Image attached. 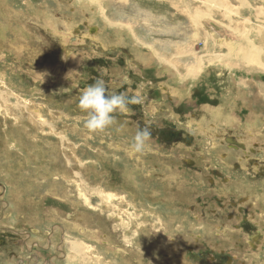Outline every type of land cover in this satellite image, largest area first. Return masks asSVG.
I'll use <instances>...</instances> for the list:
<instances>
[{"label":"rangeland","instance_id":"rangeland-1","mask_svg":"<svg viewBox=\"0 0 264 264\" xmlns=\"http://www.w3.org/2000/svg\"><path fill=\"white\" fill-rule=\"evenodd\" d=\"M74 29L119 55L73 48L60 82L59 45ZM96 78L141 103L90 134L71 84ZM0 109V225L28 246L2 236L0 264H41L57 249L59 264H208L219 254L189 249L230 244L264 199L220 146L231 133L264 148V0H0ZM146 123L150 147L132 154ZM168 127L192 145L152 133Z\"/></svg>","mask_w":264,"mask_h":264},{"label":"flooded vegetation","instance_id":"flooded-vegetation-1","mask_svg":"<svg viewBox=\"0 0 264 264\" xmlns=\"http://www.w3.org/2000/svg\"><path fill=\"white\" fill-rule=\"evenodd\" d=\"M86 27V28H85ZM76 28H78L79 32L82 33V31L85 30V32L90 35H93L90 33V29L94 28V26H87L85 24L78 25ZM82 28V31L80 29ZM75 29L73 30L74 33ZM74 35V34H73ZM87 36V35H86ZM82 43L80 47H75V51L82 52V54H89L90 57H103V56H109L111 58H114V56H118L116 52L111 51V47L106 46L104 49H100L99 46L93 45L90 41V38H83ZM94 49V51L92 50ZM74 51V52H75ZM60 49H58V55H59ZM59 61V60H58ZM56 61V62H58ZM117 88V87H116ZM142 126L141 128H143ZM170 129L165 128V130H153L152 133L155 137H158L161 139V141L169 145L170 147L177 146V145H187L191 146L192 142L187 139V137H184L181 134L182 129H175V130H168ZM170 131L174 132V135L167 141L162 139L163 135L168 134ZM164 133V134H159ZM164 135V136H165ZM259 141V139H258ZM255 141V142H258ZM253 142L251 145H247L245 142L237 139L235 135H232L231 133H228L220 140V146L224 145L225 150L229 153V157H231L233 154H235V157L238 156V163H244L245 168H240V164L236 163L233 164L234 169H242V172L244 173V177L249 178L250 182L252 183L251 187H258V188H264V148L260 145ZM222 144V145H221ZM223 155V154H222ZM225 158V155H224ZM184 163L186 166L193 167L194 161L190 158H186L184 160ZM237 172V171H236ZM252 179V180H251ZM264 201L261 197L256 198V204H258L260 201ZM253 204L251 202V207L254 205V211L252 212V219H247L246 217L242 216L240 218L239 222V236L234 238L231 241H227L230 244H216L214 248L211 247H203L198 250L195 249H189L190 253L197 252V253H210V251H214L219 254V256L214 255L211 256V260H208V264H264V226L260 228V230H257V226L260 220V216L263 214V212L260 211V209L264 210V203H260L258 205ZM252 210V208H251ZM4 215V214H3ZM0 216H2V213H0ZM226 218L228 221L235 219V215L226 214ZM264 223V222H263ZM5 224L0 225V242H3L2 236L11 235L16 238H18L21 241V244L25 249H27L28 246H25L26 243L21 235V232H17L15 229L12 230L9 228L10 226H7ZM21 238V239H20ZM48 247V244L39 245V244H30V247L28 248L29 253L33 254L34 250L37 249L38 251L42 252L43 254H46V248ZM196 247V246H195ZM55 253V252H54ZM50 253L49 255H46L43 258V262L41 264H59L62 263L63 255H61L60 249H57V252L55 254ZM232 254V255H229ZM34 256L37 258V255L34 254ZM50 256V257H49ZM218 257V258H216ZM50 258V259H49ZM220 261H219V260ZM224 259V260H223ZM38 261L33 260V263L27 262V264H36ZM203 263V262H201ZM200 263V264H201ZM17 264H21L18 262Z\"/></svg>","mask_w":264,"mask_h":264},{"label":"clouds","instance_id":"clouds-1","mask_svg":"<svg viewBox=\"0 0 264 264\" xmlns=\"http://www.w3.org/2000/svg\"><path fill=\"white\" fill-rule=\"evenodd\" d=\"M66 59V56L64 57ZM71 87L78 89V108L86 113L84 128L90 134L102 133L117 124L116 114L127 115L131 112L130 104H139L141 99L136 96L129 97L125 93L109 90L103 78H96L94 83L81 87L72 81ZM151 125L145 124L137 128L130 151L132 154H144L150 147L152 134ZM123 129L118 127L117 131Z\"/></svg>","mask_w":264,"mask_h":264},{"label":"crops","instance_id":"crops-1","mask_svg":"<svg viewBox=\"0 0 264 264\" xmlns=\"http://www.w3.org/2000/svg\"><path fill=\"white\" fill-rule=\"evenodd\" d=\"M97 32V31H96ZM72 34H74L73 32H72ZM74 37H72L71 36V39L69 40V41H67V42H65V43H62L61 45H59L60 46V52H59V55H57V61L58 62H56L55 61V67H56V73L58 74V77H59V80L58 81H60V82H64L63 81V78H64V76H65V73L69 70V68L68 69H66L65 67H66V65H67V63H68V61H70L71 59L70 58H72L73 57V55H71V54H73L72 53V49L73 48H75V47H80L81 46V44H83L82 43V40H84L82 37H80V36H75V35H73ZM74 38V39H73ZM84 38H89L88 36H85ZM76 39V40H75ZM92 39L90 38V41H91ZM93 41L94 42H91L93 45H96V46H100V44L98 43V44H96L95 42V40H94V38H93ZM109 47H111V51H112V49H113V47L112 46H110L109 45ZM65 49H67V50H65ZM93 51H94V49H92ZM87 55H89L88 53H87ZM66 56V59L64 58ZM73 59V58H72ZM48 61L49 60H47V61H41V62H43L45 65H47V63H48ZM154 61L156 62V59H154ZM49 64V63H48ZM45 65H38L40 68H42V67H46ZM73 67H75V65L73 66ZM52 71H54V69L52 70ZM73 71H74V68H73ZM184 79V78H183ZM184 81V80H183ZM57 84L58 83H56V86H57ZM167 85L168 84H165V86H160L159 87V89L161 90V91H166L167 90ZM62 87H64V85H62ZM155 94H156V91H155ZM158 95V94H157Z\"/></svg>","mask_w":264,"mask_h":264},{"label":"bare ground","instance_id":"bare-ground-1","mask_svg":"<svg viewBox=\"0 0 264 264\" xmlns=\"http://www.w3.org/2000/svg\"><path fill=\"white\" fill-rule=\"evenodd\" d=\"M212 1V0H211ZM247 39V38H246ZM241 42V41H240ZM250 45V44H249ZM249 45H248V47H249ZM254 46H252V48H253ZM246 49V48H245ZM250 49V48H249ZM247 51V50H246ZM246 51H244L243 52V57H244V59H245V61L247 60L248 62L247 63H249V62H255L256 61V56L254 57V56H251L250 54H249V52H246ZM250 52H252V51H250ZM239 54V53H238ZM247 55H250L248 58H246L247 57ZM1 110V109H0Z\"/></svg>","mask_w":264,"mask_h":264},{"label":"water","instance_id":"water-1","mask_svg":"<svg viewBox=\"0 0 264 264\" xmlns=\"http://www.w3.org/2000/svg\"><path fill=\"white\" fill-rule=\"evenodd\" d=\"M96 31H97V28L96 27L90 29V33H92V34H94ZM159 134L162 135L164 133H159ZM164 135H163L162 139L168 141L174 135V132L170 131L168 134H166L165 136Z\"/></svg>","mask_w":264,"mask_h":264}]
</instances>
